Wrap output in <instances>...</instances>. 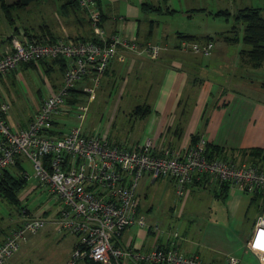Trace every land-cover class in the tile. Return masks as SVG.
Returning <instances> with one entry per match:
<instances>
[{"label":"crops","instance_id":"1","mask_svg":"<svg viewBox=\"0 0 264 264\" xmlns=\"http://www.w3.org/2000/svg\"><path fill=\"white\" fill-rule=\"evenodd\" d=\"M19 1L14 5L24 9L36 0L28 4H20ZM38 1L42 3L36 6L37 17L31 19V14H27L25 10L17 16L10 15L12 6L9 7V0H0V23L6 27L0 33V53L9 44L11 35L20 39L26 33L25 35L42 41H53L60 36L93 37L94 31L86 10L77 5H63L61 0L60 14L58 4L53 0ZM122 1L123 5H120L119 0H96L105 31L134 38L138 45L158 43L162 47L155 58L118 47L117 55L108 63L95 92L96 96L102 94L99 98L104 101L106 107L108 99L115 93L117 99L111 118L115 119L121 101L124 113L131 118L125 134L107 132L109 136L116 142L131 139L132 142H141L146 136H150L155 143L167 140L172 145H179L197 135L205 139L207 150L212 156L233 157L238 162L249 159L259 161L252 153L255 148L264 149V62L254 67L248 61L246 49L249 47L242 41L243 25L240 22L238 24L235 18L238 8L253 4L244 0L242 5L237 4L238 8L234 11L226 8L229 12L226 18L232 19L230 26L223 25L221 30L211 28L201 34L195 30L180 29L173 24L166 25V20H158L157 15L166 19L168 14L176 11L168 4H164L165 9L161 10V4L156 0ZM184 2L188 3L184 6L187 13L191 2ZM263 5L264 3L256 6ZM46 6L50 8L47 10ZM47 13L52 15L54 21L48 17L50 20L47 22ZM159 23L162 28L157 31L156 36L155 28ZM182 38L199 43L212 40L213 46L210 53L204 55L199 51L182 49L179 46ZM205 56L207 57L203 58ZM61 62L62 60L45 59L31 63L47 77L51 75V79L45 78L48 87L46 93L54 91L61 84ZM27 66L29 64L21 62L6 73L0 74V101L9 103V107L11 93L6 84L3 86V82L7 81L14 89V80L17 78H12L13 73L16 72L20 77V68ZM57 73L60 79L57 78ZM20 81L23 83L26 80L20 77ZM84 88V81L76 82L68 92L67 101L76 103L75 98H78L80 92H85ZM11 96L16 98L14 94ZM41 96L40 94L39 98ZM183 96L187 99L193 98L194 101L191 105L180 107ZM38 100L31 114L24 119L14 118L9 121V108L6 113L7 122L14 129L26 126L27 120L37 108ZM182 103L185 105L187 101ZM138 105L148 107V112L141 117L133 111ZM72 106L67 105L55 115V127L59 128L61 124H65L64 120L73 117ZM129 108L133 111V117L129 116ZM225 148L231 149L233 153L227 154ZM18 161L19 165L15 163L12 168H8L26 179L24 189L34 180L24 168V161L27 159L20 157ZM24 171L30 176L26 177ZM144 178L150 179L151 184H161L163 192L169 191L165 189L166 184L175 188L174 181L168 177ZM35 187L32 186L24 197ZM174 196V199L167 201L163 209L164 214H169L171 219H168L164 226L159 222L164 230L162 233L136 226L132 233L127 230L126 241L122 239L121 242L145 249L155 244L170 245L173 242L177 249L185 254L197 253L203 264H221L226 253L240 257L236 264H264V235L256 238L255 227L257 218L264 209V192H247L238 186L218 182L198 173L187 183L183 195L175 193ZM213 200L220 202L234 214L240 209L241 216L234 221L229 218L228 222L223 223L212 216ZM153 205L154 202L151 201L146 209L150 211ZM45 216L48 217V223L55 224L59 230L57 223L50 221L48 214ZM54 216L55 214L52 217ZM16 220L10 219L8 228ZM7 229L2 230L0 239ZM173 232L176 234H172ZM75 240L76 237L66 257L57 264L63 263L69 257Z\"/></svg>","mask_w":264,"mask_h":264},{"label":"built area","instance_id":"2","mask_svg":"<svg viewBox=\"0 0 264 264\" xmlns=\"http://www.w3.org/2000/svg\"><path fill=\"white\" fill-rule=\"evenodd\" d=\"M76 4L86 10L93 37L60 36L42 41L22 32L25 34L20 39L11 35L0 53V74L21 62H63L61 84L41 97L26 126L14 129L6 119L9 103L0 101V172L25 157L33 170L31 176L59 200L60 206L50 221H55L59 230L76 236L69 257L61 264H87V260L98 264H203L197 253L185 254L173 242L149 249L121 242L123 231L133 225L157 233L164 231L159 221H146L139 212L142 178H171L180 196L198 173L247 192H264V162L212 156L201 137L179 145L167 140L155 143L150 136L141 142H116L98 126L87 130L78 125L67 131L55 127V115L73 105L66 99L70 89L82 80L85 93L93 95L118 47L151 58L157 57L162 47L158 43L138 45L134 38L107 33L96 0H76ZM179 46L208 55L213 42L201 44L182 38ZM87 109V103H81L74 110L80 122ZM23 173L30 176L27 171ZM46 222L47 216L33 214L25 205H19L17 220L0 241V264H5L21 242ZM259 225L264 227V209L255 227ZM239 260L226 253L221 264H236Z\"/></svg>","mask_w":264,"mask_h":264},{"label":"rangeland","instance_id":"3","mask_svg":"<svg viewBox=\"0 0 264 264\" xmlns=\"http://www.w3.org/2000/svg\"><path fill=\"white\" fill-rule=\"evenodd\" d=\"M18 0H9V7L12 6L10 15L14 16L25 10L27 14H31L30 16H36L35 11L38 9L36 6L41 4L36 0L32 2L29 7L20 9L17 7L16 2ZM58 4L59 13L61 12L59 8L61 0H53ZM63 1V0H62ZM118 1V0H116ZM120 1V5H123V1ZM161 4V10L165 9V5L168 4L170 8H175V12L173 14H168L169 16L164 19L162 16L157 15L158 20H166V25L173 24L176 27H180L183 30H195L197 33H203L207 30H221L223 25L229 27L232 19H227L226 15L228 14H218L217 12L220 10H224L222 8H226L228 10L234 11L238 8V5H242L244 0H188L191 2L189 5V9H187V13L185 12V0H156ZM187 1V0H186ZM14 2V3H13ZM246 2L251 3L253 5L263 4L264 0H246ZM109 3H111L109 1ZM158 3V4H159ZM165 4V5H164ZM188 4V3H187ZM186 4V5H187ZM14 5V7H13ZM262 7V12L264 14V5ZM19 8V9H17ZM50 7L46 6L48 10ZM221 8V9H219ZM219 9V10H218ZM10 10V9H9ZM227 10V11H228ZM8 11V10H7ZM223 12V11H222ZM23 13V12H22ZM21 13V14H22ZM156 12H151V14H155ZM61 14V13H60ZM37 17V16H36ZM52 15L46 14V20L49 22V18ZM57 18V17H56ZM19 21V20H18ZM171 26V25H170ZM0 23V33L5 29ZM162 28L161 23L157 25L155 28V35H157V31H160ZM212 41V40H211ZM205 43L202 41L201 44ZM207 56L203 57L206 58ZM29 66L25 68H20V77L25 78L26 81L23 83L20 81L19 75L14 72L12 78H17L14 80V89L12 86L6 82H3V86L8 87L10 89V93L15 95V99L9 95L10 104L8 118L9 121L14 118L24 119L27 118L28 115L33 111L39 95H45L48 91L47 82L45 78L51 79V75L48 77L40 71L38 68L32 66L31 63H27ZM23 67V66H21ZM16 75V76H14ZM11 77V74H9ZM264 77V76H263ZM57 78H59V73H57ZM49 81V80H48ZM226 84V83H225ZM13 89V90H12ZM39 89V91H37ZM96 96L94 93L91 96H88L85 92H80L78 98H75V102L72 106V109L77 110L78 105L81 103H87L88 109L86 111L85 118L82 122L78 120L75 114L72 112L69 120L65 121V124H61L59 127L62 131H67L69 128L81 125L83 129H89L98 126L102 131H106L111 134L119 133L125 134L127 128H129V118L124 112L125 109L123 107V101H121V107L118 108L116 112L115 119L111 118V115L114 111V106L116 103L117 96L115 93L111 95L108 99L106 107L104 105V101H102L99 96ZM41 96V97H42ZM40 97V98H41ZM39 98V100H40ZM125 99V98H124ZM38 100V101H39ZM128 100V97H127ZM187 101V104H183L182 101ZM193 98H185L184 96L181 98L180 107L191 105L193 102ZM132 108V107H131ZM129 108V116L133 117L132 109ZM13 116V117H12ZM31 117V116H30ZM66 118V116H65ZM129 118V119H128ZM21 121V120H20ZM113 122V123H112ZM225 152L227 154L233 153L231 149L225 148ZM251 161V159H249ZM14 164L10 166L13 167ZM24 168L31 173L32 167L29 161H24ZM148 177V176H144ZM142 178L141 185L139 186V212L144 215L146 221L152 222L153 220H158L161 225H165L168 219H171V216H166L163 212L164 207L167 205L169 200L173 197L175 198V188L173 186L166 188L169 189L163 192L161 184H151L150 179ZM34 182H30V184L26 188H20L18 191L19 198L23 205L33 214L40 215H49L51 218L57 211L60 206V202L55 195H52L47 186L39 184L34 178L32 179ZM163 181V180H162ZM149 183V184H147ZM36 186L33 190L29 191L27 195L24 197L26 192L32 187ZM168 191V193H166ZM164 193V194H162ZM173 198V199H174ZM153 201V208L149 211L147 210V205ZM168 201V202H167ZM18 209V210H17ZM212 216L216 217L218 220H221L223 223L228 222L229 218H233L231 221L237 220L238 217L241 216V210L239 209L237 213H233L226 206H222L220 202L215 200L212 201ZM19 213V205L17 207L12 206L7 199L4 197H0V234L3 235L1 230H5L8 228L11 220L17 219V215ZM11 216V218H9ZM252 222H250L251 225ZM7 225V226H6ZM136 225L130 227V233L134 232ZM9 229V228H8ZM264 227L256 229V238L264 235ZM75 235L65 231V230H57L55 224H49L48 222L40 228L37 232L31 233L27 236V238L21 242L19 249L9 256L5 262V264H57L61 260H63L67 252L75 239ZM127 237V229H125L121 235V240L126 241ZM258 238V239H259ZM64 262V261H63Z\"/></svg>","mask_w":264,"mask_h":264},{"label":"trees","instance_id":"4","mask_svg":"<svg viewBox=\"0 0 264 264\" xmlns=\"http://www.w3.org/2000/svg\"><path fill=\"white\" fill-rule=\"evenodd\" d=\"M30 1L33 0H20L19 2L20 4H28ZM66 4L77 5L76 0H63V5ZM7 10L10 11L9 9ZM217 13L229 14V12L225 9L220 10ZM235 18L238 21V24L240 22L243 25L242 41L249 47L248 49H246L248 61L251 65L257 67L264 62V14L262 12V7L246 5L238 8L235 12ZM232 30L234 29L232 28ZM133 111L135 114L141 117L148 112V107L146 105H138L133 108ZM196 137L197 135H193L192 138L195 139ZM213 148H216V146H213ZM253 150V156L258 157L257 159L259 161L264 162V149L255 148ZM16 163L17 165L20 164L18 159ZM11 171L12 170L6 167L0 172V197H4L11 203L12 206L17 207L18 205H22L18 195V191L20 190V188L22 189L27 184V181L25 178L21 177L18 174H14ZM86 262L87 264H98L92 260H87Z\"/></svg>","mask_w":264,"mask_h":264},{"label":"bare ground","instance_id":"5","mask_svg":"<svg viewBox=\"0 0 264 264\" xmlns=\"http://www.w3.org/2000/svg\"><path fill=\"white\" fill-rule=\"evenodd\" d=\"M261 227H262V226L259 225V226L256 227V229H257V228H261Z\"/></svg>","mask_w":264,"mask_h":264}]
</instances>
